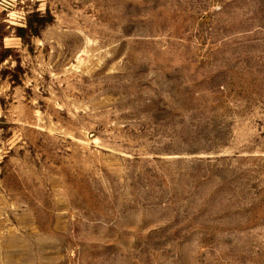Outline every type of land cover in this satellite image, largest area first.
Masks as SVG:
<instances>
[{"label": "rangeland", "instance_id": "1", "mask_svg": "<svg viewBox=\"0 0 264 264\" xmlns=\"http://www.w3.org/2000/svg\"><path fill=\"white\" fill-rule=\"evenodd\" d=\"M0 29V264H264V0H0Z\"/></svg>", "mask_w": 264, "mask_h": 264}, {"label": "trees", "instance_id": "2", "mask_svg": "<svg viewBox=\"0 0 264 264\" xmlns=\"http://www.w3.org/2000/svg\"><path fill=\"white\" fill-rule=\"evenodd\" d=\"M53 20L52 15L47 13L40 12H29L25 17L26 27L16 26L15 35L18 36L23 43H29L30 39L34 36H37L40 33V30L43 29L46 25L50 24ZM0 29V37H3ZM4 53H0V61L8 57V52L10 48H3Z\"/></svg>", "mask_w": 264, "mask_h": 264}, {"label": "clouds", "instance_id": "3", "mask_svg": "<svg viewBox=\"0 0 264 264\" xmlns=\"http://www.w3.org/2000/svg\"><path fill=\"white\" fill-rule=\"evenodd\" d=\"M5 3H7V0H5ZM45 8V5L44 3L42 2L41 5H40V10L43 11ZM9 15L12 17V20L9 21L10 23H15L17 21V19H23L24 18V13L23 12H16V11H13L11 13H9ZM18 26H22V27H26V22L22 25H18ZM19 44V39H17L16 41L14 42H9L7 40V38H5V47L8 48V47H11V46H14V45H18ZM5 63H7V61H5Z\"/></svg>", "mask_w": 264, "mask_h": 264}]
</instances>
